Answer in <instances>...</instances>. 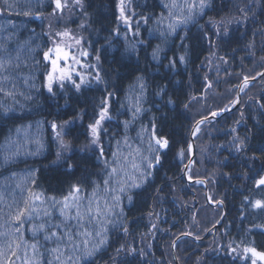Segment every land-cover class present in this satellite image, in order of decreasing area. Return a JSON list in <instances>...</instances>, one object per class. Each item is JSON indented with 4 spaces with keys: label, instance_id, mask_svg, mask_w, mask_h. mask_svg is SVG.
I'll list each match as a JSON object with an SVG mask.
<instances>
[{
    "label": "trees",
    "instance_id": "1",
    "mask_svg": "<svg viewBox=\"0 0 264 264\" xmlns=\"http://www.w3.org/2000/svg\"><path fill=\"white\" fill-rule=\"evenodd\" d=\"M10 2L13 14L5 11L0 15V25L8 33L0 32V37L12 34L11 47H22L23 51L19 68L13 60V66L0 73V87L4 88L0 92V233L4 234L0 235V248L4 256L0 258L8 257L10 243L13 249L16 243L21 244V256L27 247L31 258L30 245L37 242L44 253L40 263L53 260L48 250L56 247V242L45 241V232L36 231L34 235L39 224L45 223L46 231L56 230L52 226L64 219L57 216L58 210H49L48 197L64 196L73 185L90 186L92 194L98 185V195L105 197L109 205L113 203L110 194L103 191L106 170L95 146L90 145L88 130L102 99L111 93L112 119L105 122L107 132L101 137L103 159L111 161L112 153L117 152L120 163L132 174L133 158L141 165V171L146 168L147 159L152 158L149 143L155 144L153 133L166 137L169 147L161 150L166 151L160 154V171L151 172L131 202L121 200L114 214L86 221L84 228L73 220L61 228L92 232L89 248L100 238L95 232L107 236L106 244L94 254L93 264H251L231 249L252 244L264 251V228L256 227L264 225V209L253 207L244 199H264V192L254 187V177L264 169V155H260L264 149V77L248 84L238 109L205 122L200 128L191 176L204 178L205 185L187 181V164L178 152L183 150V156L188 157L189 153L191 157L194 125L214 111L233 107L243 78L257 77L264 71V0H209L203 14L196 9L194 17L172 34H168L167 26L175 17L168 18L164 7L171 0H131L134 24L128 29L118 19V0H84L88 27L83 38L91 43L89 63L97 66L101 82L56 97L43 87V50L51 46L46 19L54 12L55 4L53 0ZM177 2L183 4V0ZM24 12L30 15L25 16ZM162 16L164 19L158 23ZM214 23L220 26L219 37L215 35ZM223 26L228 28L227 35ZM162 31L164 36L160 35ZM157 46L161 51L158 59H153ZM182 55L184 63H177L175 69L168 67L171 60L178 61ZM4 75L7 80H3ZM137 98L142 110L134 117ZM125 122H129L127 127ZM53 123L66 126L64 139L71 142L70 150L61 149L55 141ZM232 128L237 132L232 133ZM236 134L249 138L246 153L229 151ZM198 144L210 150V160L199 162ZM253 155L259 159H251ZM135 174L139 176L138 172ZM206 186L209 195L222 200V205L207 203ZM134 189L137 188L117 194L122 198ZM35 195L41 199L35 200ZM25 200L29 205L35 203L37 212L30 220L27 215L22 217L24 226L17 233L10 227L17 224L13 217ZM46 211L51 215L46 216ZM219 224L221 227L217 228ZM124 227L128 228L127 233ZM185 232L193 235H182ZM194 235L200 239H194ZM75 239L80 244L83 237L77 235ZM173 241L176 247L172 246ZM65 243L60 245L61 251L65 250ZM121 246L123 250L117 252ZM67 249L66 255H73L75 260L71 244ZM11 260L22 264L16 257Z\"/></svg>",
    "mask_w": 264,
    "mask_h": 264
},
{
    "label": "snow or ice",
    "instance_id": "2",
    "mask_svg": "<svg viewBox=\"0 0 264 264\" xmlns=\"http://www.w3.org/2000/svg\"><path fill=\"white\" fill-rule=\"evenodd\" d=\"M131 0H118L117 9H118V19L122 20L125 25L129 24V17L127 15L128 4H130ZM55 4L54 13L56 11H63L65 8H69L68 0H53ZM73 6H79L81 9L83 8V0H73ZM209 6V0H183V4L177 2V0H171L170 4H164V7L168 9V18L175 17L174 20H170L168 24V34H172L176 32V29L181 25L186 24L190 19L194 17L195 10L199 9V13L203 14L204 9ZM13 4L10 0H2L0 3V15H3L6 11L8 15H12ZM240 11L243 13L244 9L241 8ZM19 15L20 13H16ZM135 13H133L134 15ZM23 15H30L29 12H24ZM38 15V14H37ZM246 18V17H245ZM145 22H147V18H143ZM164 17L162 16V22ZM242 21H237V23H241ZM138 23V22H137ZM231 23V21H229ZM223 25V22H221ZM216 27L215 35L217 37L220 36V26L214 23L213 25ZM83 27V25H81ZM224 34L227 35L228 28L227 26H223ZM0 32L8 33V29L3 25H0ZM117 34L119 32L117 31ZM136 34L138 35V29ZM49 42L51 46H46L45 50H43V62L45 63V73H44V83L43 87L46 88L47 92L51 95H56V90H65L66 85L71 84V86L77 91H81L82 86H89L90 81L86 78L85 74L80 71L84 68H95L96 65L86 64L85 61L89 57L90 53L88 51L91 48V43L85 41L82 36H77L75 33L71 31L65 30L62 32H49L48 34ZM161 36H164L165 33L162 31L160 33ZM27 43V42H25ZM12 44V34L5 35L0 37V73H6L9 67L13 66V60L17 61L15 64L16 68H19V60L20 53L23 51V48H13ZM87 45V47H86ZM251 47V45H249ZM161 49L159 46L153 51L152 56L153 59H158V55ZM100 57L97 55L96 60L99 61ZM221 59H223L221 57ZM185 56H180L179 60H171L169 62L168 67L171 69H175L177 63H184ZM36 63H40V61H36ZM264 76V73H261ZM255 77L245 76L243 78L242 84L238 85L239 91L243 92L245 88L248 87L249 79H254ZM8 76L4 75L3 80H7ZM97 83L101 82V77L98 72L92 76ZM140 79V78H138ZM211 87V85H209ZM144 85L141 83V91L143 92ZM162 91V90H161ZM0 92H4V88L0 87ZM9 95L10 93H5ZM159 94V93H158ZM111 98V93L101 101V106L99 107L96 116L93 118V122L88 124V130L90 133V145L95 146L97 150L98 159H102L104 164V168L106 170L105 176L106 178L103 180V191L105 193L110 194V198L113 201L111 205L108 204L107 199L98 195L99 186L93 189V193L91 196L87 198V203H84V197L80 196L81 188L79 185H73L72 191L68 193V195L63 197L62 201H56L55 197H52L54 204L59 203L61 207L59 209L60 216L63 217V221L60 224L53 225L52 227L56 230H48V226L45 223H41L38 226V229H34V235L36 231L45 232L43 239L45 241L56 242V247L48 250L51 254H53V260L55 264H93V257L96 252L100 250V248L106 244L107 236L101 235V232H95V236L100 237L97 240L96 244L89 248V237L93 235L92 232L87 231L86 229L82 232H72L67 226L63 229L61 225H63L66 221L76 220L77 226L80 228L85 227V220L91 222L92 220H99L101 217H107L110 213H113V210L119 206L121 201V196L117 193H125L127 189L130 188H139L142 184L147 181V179L152 175L150 169L155 168L156 165L160 164V151L162 149H167L169 147V141L166 137L156 136L153 133L152 140L155 141V144L149 143V151L151 153H155V156L147 159L146 168L141 171V165L135 162V159L131 161L132 168L135 169V172L139 173L137 176L134 173L129 174L123 164L120 163L119 155L117 152L112 153L113 159L108 161L107 159H103L104 147L102 144L101 137L104 133L107 132V128L105 127V122L112 119V116L109 112V100ZM172 101H169L171 103ZM238 102V101H236ZM134 107V117L136 114L141 112V107L139 106V98H137V103L133 105ZM264 107V105H261ZM212 116H216L217 112H212ZM204 119H207L205 117ZM66 124H70L71 122H65ZM129 122H125V127L128 126ZM204 120L198 122L197 127L194 128L193 134L198 133L200 131V124H203ZM239 123V121H237ZM52 130L55 133V137L58 139L61 149L68 151L71 149V142L65 141L64 136L67 135V132L64 129L63 125L58 126L57 124H52ZM59 129V130H58ZM232 133H236V128L231 129ZM248 140L247 136L241 137L239 134L233 135L232 141L229 145V151H236L237 153H246L248 151ZM119 144V142H117ZM127 143V141H125ZM130 147V145H128ZM139 153V150H136ZM61 154L58 152L57 156L59 158ZM131 155V153H130ZM181 157H183V150L180 152ZM260 155H264V149L260 150ZM251 159L256 160L259 159V156L253 155ZM8 162V158L5 157V163ZM125 162H128V158L125 157ZM190 172V168L188 165H185ZM68 170H72V165H68ZM121 174H123L124 178L121 179ZM185 175L188 176V180L191 182L194 180L197 185H205L206 180L204 178L193 177L185 172ZM227 175V173H225ZM139 181V182H137ZM113 184L116 187H113ZM19 186V185H18ZM254 187L259 189L261 192H264V169H261L260 172L257 173L256 177H254ZM162 191V189L158 190ZM175 191V189H173ZM32 194H30L31 196ZM35 200H40L41 197L39 195H35ZM246 203H251L253 207L258 209H264V199H256L254 202L249 201L248 197L245 198ZM101 200L104 201L103 207H101ZM208 200L210 202L216 204H223L222 200L214 199L212 196H208ZM128 201H132V196L128 195ZM37 212V206L35 203L32 205L28 204V201H24V206L22 208L18 207L17 212L14 215L13 219L17 222L18 226L16 227V231L19 232L20 228L24 226V221L22 217L27 215V218L32 219V214ZM114 214V213H113ZM45 215H51L49 212H45ZM120 215H123V210H121ZM195 220V217H193ZM111 222V221H108ZM152 227L155 228L156 225L152 224ZM258 228H264V225H256ZM102 231L106 232L107 229L103 228ZM124 232H128V228L124 227ZM0 235H4L0 233ZM79 235L82 236L83 239L80 241V244L76 243L75 237ZM184 236H191L193 233L185 232L182 233ZM194 239L199 240V235H194ZM177 240L180 237H176ZM65 241L67 243H65ZM13 243H15L13 241ZM65 243V250L61 251L60 245ZM71 244L72 253L76 254V259H73V255H66L67 245ZM173 247H176V242L173 241ZM231 247V245H229ZM31 251L33 253L32 257H28V248L25 247L23 251V255L21 256L18 251L21 249V244L16 243L15 249H13L12 244H8L9 255L5 258H0V264H14V261L11 260V257H16L17 259L22 260V264H40V258L43 257L44 253L40 252L39 246L37 242H33L30 245ZM123 250V246L117 249V252ZM233 252L236 251L235 248L231 249ZM135 251L134 249L132 250ZM39 254V255H37ZM4 256L3 249L0 248V257ZM64 257V259H62ZM238 257L244 261L251 260V264H257V261L264 262V251H258L254 246H245L243 248V255H239ZM53 260H49L47 264H53Z\"/></svg>",
    "mask_w": 264,
    "mask_h": 264
},
{
    "label": "rangeland",
    "instance_id": "3",
    "mask_svg": "<svg viewBox=\"0 0 264 264\" xmlns=\"http://www.w3.org/2000/svg\"><path fill=\"white\" fill-rule=\"evenodd\" d=\"M62 2H63V0H62ZM68 4L70 6L69 8L63 9L62 12L61 11H56L55 13L53 12L46 19L47 20V23H48L47 31L49 33V32H62V31L68 30V31H71L72 33H75L77 36L84 37L83 31H84V29H86L88 27V26H86V24H87V17L88 16H87V13L84 10V7H85L84 0H83V8L82 9L79 6H73V0H68ZM127 15L129 17V24L128 25H125V23L122 20H121V24L128 29V28H130L134 24L133 19L131 18V17L134 18V15H133L132 8H131V6L129 4H128V8H127ZM135 23H136V26H135V31H136V27H137L136 20H135ZM81 25H83V27H81ZM131 32H134V31H131ZM89 57H90V55H89ZM89 57L85 61L86 64H90L89 63ZM92 58H94V56H92ZM93 63H95V62H93ZM93 65H95V64H93ZM80 71H82L85 74L86 78L90 81V85L91 84H94L96 82L94 79H92V76L95 75V73L97 72V66L95 68H92V69L84 68V69H81ZM133 78H135V75H133ZM83 87H86V86H82V88ZM71 90H75V89L71 86V84H68V85H66L65 90L57 89L56 90V95H52V96L56 97V96H59L60 94H64V93H67L68 94V92L71 91ZM57 125L60 126L59 124H57ZM65 127L66 126H64V129H65ZM51 129H52V127H51ZM53 134H54L55 141L58 142V139L55 137V133L54 132H53ZM197 135H201V132H198ZM198 149H199V151H198V154H199V157H198L199 162H203V161L210 160V158H211L210 157V150L206 146L202 147V146H200L198 144ZM165 151L166 150H163L162 152L160 151V154H163ZM180 152H178L179 155H180ZM188 152H189V149H188ZM187 155H188V157L183 156L184 157L185 164H188L189 161H190L189 160L190 159L189 153H187ZM154 156H155V153L152 155V157H154ZM194 165H195V161L191 165V167H193ZM160 167H161V162H160L159 165H156L155 168L150 169V170H151V172L152 171L153 172L154 171L155 172L156 171H160V170H157V169H160ZM80 188H81V192L79 193V195L85 198L84 199V203L86 204L87 203V198L92 195V194H90V192H91L90 191V186H88V187H81L80 186ZM138 189L139 188L134 189V192L133 193H129L127 195L122 196L121 200H123L124 202H129L128 201V195H131L132 196L135 192L138 191ZM71 191H72V188L71 189H68L64 196L68 195V193L71 192ZM64 196L55 197V199H56V201H62ZM51 198L52 197H48L47 198V207L51 211H53V210H56V211L58 210L59 211V209L61 207V204H59V203H55L54 204V202H53V200ZM57 216L58 217H61L60 216V213H58ZM62 219H63V217H62ZM73 221H75L77 223L76 220H73ZM86 221L87 220H85L84 223H86ZM17 226H18V224H12L10 228H13L16 231V227ZM85 226H86V224H85ZM247 246H253V245L251 244V245H247ZM244 247L245 246H242L241 248L236 249V251L234 253L236 255H238V254L239 255H243V248ZM257 264H264V262L257 261Z\"/></svg>",
    "mask_w": 264,
    "mask_h": 264
},
{
    "label": "water",
    "instance_id": "4",
    "mask_svg": "<svg viewBox=\"0 0 264 264\" xmlns=\"http://www.w3.org/2000/svg\"><path fill=\"white\" fill-rule=\"evenodd\" d=\"M262 73H264V71H263ZM263 77H264V76H262L261 74H259V75H258L257 77H255L254 79H249L248 84H250V85H251V84H254V83H256L259 79H261V78H263ZM237 101H238L237 104H236L233 108L226 109V110H222L221 112L217 113L216 116H212V115H210L207 119H201V120H204V122H207V121L211 120L212 118H214V119H216V118H220V116L225 115V114H228V113H230V112H232V111L238 109L239 106L241 105V102H242V92H240V91H238V100H237ZM201 120H200V121H201ZM197 125H198V123L195 125V127H197ZM201 125H202V124H200L199 127H200ZM195 127H194V128H195ZM193 130H194V129H193ZM195 134H196V133H195ZM195 134H193V131H192V136H191L192 155H191V159H190L189 163L187 164V165L189 166V168L191 167V165L194 163V161H195V159H196ZM185 172H188V173H189L188 168L185 169ZM185 172H184V173H185ZM185 176H186V178H188L187 175H185ZM216 227H217V228H218V227H221V224L217 225ZM176 261H177V260H176ZM177 264H179V263L177 262Z\"/></svg>",
    "mask_w": 264,
    "mask_h": 264
}]
</instances>
